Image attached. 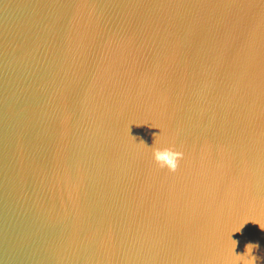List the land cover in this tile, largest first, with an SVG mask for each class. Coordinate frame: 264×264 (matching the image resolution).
Instances as JSON below:
<instances>
[{
  "label": "water",
  "instance_id": "1",
  "mask_svg": "<svg viewBox=\"0 0 264 264\" xmlns=\"http://www.w3.org/2000/svg\"><path fill=\"white\" fill-rule=\"evenodd\" d=\"M252 255L264 0H0V264Z\"/></svg>",
  "mask_w": 264,
  "mask_h": 264
},
{
  "label": "clouds",
  "instance_id": "2",
  "mask_svg": "<svg viewBox=\"0 0 264 264\" xmlns=\"http://www.w3.org/2000/svg\"><path fill=\"white\" fill-rule=\"evenodd\" d=\"M153 145H154V142L153 144L149 145L150 147H152L153 158L160 164L161 167L166 166L169 170L175 171L180 159L183 158L184 153L181 150H177L175 147L161 148V147H157ZM258 246H259L258 244L248 243L246 245V248H247V251L252 252V249ZM255 260H256V257L252 255L253 264H255Z\"/></svg>",
  "mask_w": 264,
  "mask_h": 264
}]
</instances>
